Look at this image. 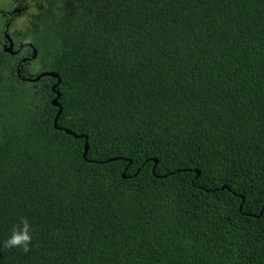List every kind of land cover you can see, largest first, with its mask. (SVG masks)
Listing matches in <instances>:
<instances>
[{"label": "trees", "instance_id": "obj_1", "mask_svg": "<svg viewBox=\"0 0 264 264\" xmlns=\"http://www.w3.org/2000/svg\"><path fill=\"white\" fill-rule=\"evenodd\" d=\"M38 2L62 113L0 61V264H264V0Z\"/></svg>", "mask_w": 264, "mask_h": 264}, {"label": "flooded vegetation", "instance_id": "obj_2", "mask_svg": "<svg viewBox=\"0 0 264 264\" xmlns=\"http://www.w3.org/2000/svg\"><path fill=\"white\" fill-rule=\"evenodd\" d=\"M38 0H0V61L3 71L6 70L10 60L15 67L18 78L28 84L34 83L38 70H33L32 65H38V51L36 49V8ZM35 9V11H32ZM23 20V34L19 31L9 34L7 29L17 20ZM32 37L33 42L19 44L15 41ZM37 52V57H36Z\"/></svg>", "mask_w": 264, "mask_h": 264}, {"label": "clouds", "instance_id": "obj_3", "mask_svg": "<svg viewBox=\"0 0 264 264\" xmlns=\"http://www.w3.org/2000/svg\"><path fill=\"white\" fill-rule=\"evenodd\" d=\"M32 11H35V9H32ZM3 24V21H0V25ZM24 24L23 20H17L12 25L9 26L7 31L10 35L13 33L19 31L23 34L24 27L22 26ZM32 37L29 35L26 39L16 40V46L19 47V44H29L32 43ZM33 70H38V65H32ZM60 77V76H59ZM46 78V77H45ZM52 78V77H50ZM43 78H41L42 80ZM56 79V78H53ZM58 82V79H57ZM32 242V234H31V228L29 225V222L26 218L20 219V227L14 228L12 230L11 235L3 241V247L4 248H19L25 253L30 250Z\"/></svg>", "mask_w": 264, "mask_h": 264}, {"label": "water", "instance_id": "obj_4", "mask_svg": "<svg viewBox=\"0 0 264 264\" xmlns=\"http://www.w3.org/2000/svg\"><path fill=\"white\" fill-rule=\"evenodd\" d=\"M36 57H37V52H36ZM45 77H52V78H56V79H58V83H57V85H55V86L53 87V92L57 95V98L52 102V104H53L56 108L59 109V113H58V115H57V117H56V119H55V122H54V127H55V129L59 130V128H58V121H59V116H60L61 113H62V109H61V107H60V105H59V103H58V100L60 99L61 94L59 93V91L57 90V88H58L59 85L61 84V79H60L59 75H57V74H54V73H44V74H42L40 77L36 78L35 81H36V82H37V81H40L41 78H45ZM66 133H67L68 135H73V133H71L70 131H66ZM74 137L79 138V139H82V138L87 139L86 136H80V137L74 136ZM88 150H89V144H88V142L86 141V144H85V155L88 153ZM157 164H158V161H155V166H156ZM196 174H197L198 177L200 176V172H199V171H196ZM124 176H125V175H123V177H124ZM224 189H228V188L224 187L223 190H224ZM243 201H244V199H243ZM240 209H242V206H241Z\"/></svg>", "mask_w": 264, "mask_h": 264}, {"label": "bare ground", "instance_id": "obj_5", "mask_svg": "<svg viewBox=\"0 0 264 264\" xmlns=\"http://www.w3.org/2000/svg\"><path fill=\"white\" fill-rule=\"evenodd\" d=\"M45 73H50V72H45ZM42 74H44V73H42ZM42 74H41V75H42ZM54 74H57V73H54ZM41 75H39L38 77H40ZM57 75H58V74H57ZM38 77H36V78H38ZM37 82H39V81H37ZM57 83H58V82H57ZM56 85H57V84H56ZM54 86H55V85H54ZM52 90H53V88H52ZM59 93H60V92H59ZM56 98H57V95H56ZM56 98H55V99H56ZM55 99H54V100H55ZM54 100H53V101H54ZM53 106H54V105H53ZM58 113H59V112H58ZM57 115H58V114H57ZM56 117H57V116H56ZM59 117H60V116H59ZM67 131H68V130H67ZM71 133H72V132H71ZM78 137H80V136H78ZM155 161H158V160H154V163H155ZM153 172H154V171H153ZM240 210H242V209H240Z\"/></svg>", "mask_w": 264, "mask_h": 264}]
</instances>
